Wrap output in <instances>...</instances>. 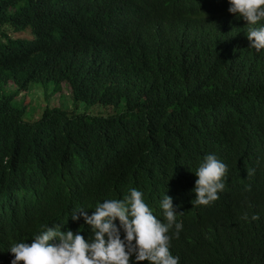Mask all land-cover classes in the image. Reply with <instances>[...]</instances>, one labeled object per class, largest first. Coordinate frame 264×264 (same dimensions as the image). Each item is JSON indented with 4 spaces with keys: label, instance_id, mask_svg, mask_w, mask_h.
Listing matches in <instances>:
<instances>
[{
    "label": "trees",
    "instance_id": "obj_1",
    "mask_svg": "<svg viewBox=\"0 0 264 264\" xmlns=\"http://www.w3.org/2000/svg\"><path fill=\"white\" fill-rule=\"evenodd\" d=\"M230 6L0 0V89L64 82L72 100L26 122L11 104L17 93L0 95V264L47 226L91 240L73 212L91 215L133 188L162 222L161 201L172 197L179 264H264V49L249 47L247 21ZM79 104L114 112L89 115ZM209 154L227 166L225 188L195 205V173Z\"/></svg>",
    "mask_w": 264,
    "mask_h": 264
},
{
    "label": "clouds",
    "instance_id": "obj_2",
    "mask_svg": "<svg viewBox=\"0 0 264 264\" xmlns=\"http://www.w3.org/2000/svg\"><path fill=\"white\" fill-rule=\"evenodd\" d=\"M229 3L228 11L247 21L249 47L258 52L264 49V27H254L264 21V0H229ZM226 172L227 166L215 155L204 158L195 173L198 177L194 188L195 205L207 206L219 199L218 192L225 188L222 181ZM160 207L166 222L153 214L142 192L130 189L121 200L109 199L99 203L91 215L84 209L73 212L71 218L74 221L82 216L91 226V240L71 230L61 231L58 224L47 226L34 236L31 244L21 242L10 248L14 255L11 264H130L133 256L137 264L143 261L179 264V257L170 252L172 236L169 232L174 226L173 235L179 238L183 225L176 222L172 197L165 195ZM242 218L247 220V214ZM117 219L119 228L114 223ZM251 219L256 221L259 216L253 215ZM121 228L126 234L124 239H121Z\"/></svg>",
    "mask_w": 264,
    "mask_h": 264
},
{
    "label": "rangeland",
    "instance_id": "obj_3",
    "mask_svg": "<svg viewBox=\"0 0 264 264\" xmlns=\"http://www.w3.org/2000/svg\"><path fill=\"white\" fill-rule=\"evenodd\" d=\"M16 92L13 83L8 82L0 89V95H10ZM17 93V92H16ZM16 108H24L22 118L26 122H33L38 119L45 107L57 106L64 110L71 108V93L66 83L56 85L50 83L44 87L36 81L28 84L25 90L17 93L11 101ZM112 108H103L101 106H92L85 108L83 104H79V112H87L89 115H109L114 112Z\"/></svg>",
    "mask_w": 264,
    "mask_h": 264
}]
</instances>
